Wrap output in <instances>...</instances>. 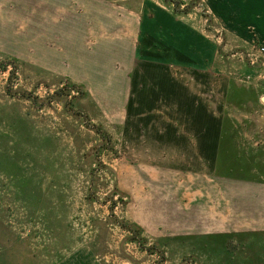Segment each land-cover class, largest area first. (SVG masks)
<instances>
[{
  "label": "rangeland",
  "instance_id": "1",
  "mask_svg": "<svg viewBox=\"0 0 264 264\" xmlns=\"http://www.w3.org/2000/svg\"><path fill=\"white\" fill-rule=\"evenodd\" d=\"M205 1L0 0V264H264V51ZM143 7L218 52L130 99L178 59Z\"/></svg>",
  "mask_w": 264,
  "mask_h": 264
},
{
  "label": "crops",
  "instance_id": "2",
  "mask_svg": "<svg viewBox=\"0 0 264 264\" xmlns=\"http://www.w3.org/2000/svg\"><path fill=\"white\" fill-rule=\"evenodd\" d=\"M208 2L211 5L210 16L212 20H217L219 24L223 22L224 27L221 26V28L227 34L234 37L242 45L250 46L249 48L264 46V0H206L207 7ZM212 3L219 4L223 9L214 8ZM144 9L145 7L136 13L137 22H139L138 27H140L139 31H142L141 35H145L147 27H151L152 30L155 27V29L165 32L175 43L172 45V50L178 53V59L176 61H149L143 59L135 62L133 58L134 63L130 67V71L127 70L126 73L129 78L126 93L129 94L130 99H133V94L139 86V79L147 75V72L142 71V68L150 67L152 64L154 66L158 65L157 67L166 68L170 75L168 68H201L208 58V62L210 61L208 66L213 67L218 52V45L212 42H209L210 52L208 54L203 50L201 42L207 39H204L205 34L199 26L200 23L197 25L196 22H189L192 15L190 12L180 11L179 16L185 18H179L177 25H173V23L169 25V21L172 19L170 14H166L160 9L147 13ZM193 18L196 19L197 15L194 14ZM193 18L192 20H194ZM198 21L200 22V20ZM160 23L164 25L161 26ZM167 51H171V49L167 47ZM140 90H142V87ZM260 231H264V229Z\"/></svg>",
  "mask_w": 264,
  "mask_h": 264
},
{
  "label": "built area",
  "instance_id": "3",
  "mask_svg": "<svg viewBox=\"0 0 264 264\" xmlns=\"http://www.w3.org/2000/svg\"><path fill=\"white\" fill-rule=\"evenodd\" d=\"M259 50L263 52L264 51V47H259Z\"/></svg>",
  "mask_w": 264,
  "mask_h": 264
}]
</instances>
